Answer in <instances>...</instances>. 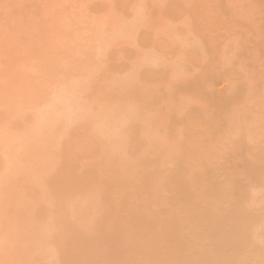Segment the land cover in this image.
Wrapping results in <instances>:
<instances>
[{
	"label": "rangeland",
	"instance_id": "rangeland-1",
	"mask_svg": "<svg viewBox=\"0 0 264 264\" xmlns=\"http://www.w3.org/2000/svg\"><path fill=\"white\" fill-rule=\"evenodd\" d=\"M94 261L264 264V0H0V264Z\"/></svg>",
	"mask_w": 264,
	"mask_h": 264
},
{
	"label": "bare ground",
	"instance_id": "bare-ground-1",
	"mask_svg": "<svg viewBox=\"0 0 264 264\" xmlns=\"http://www.w3.org/2000/svg\"><path fill=\"white\" fill-rule=\"evenodd\" d=\"M258 42H259V41H258ZM259 44H260V43H259ZM259 44H258V45H259ZM262 45H263V44H262ZM259 46H260V45H259ZM253 47H255V46H253ZM260 47H262V46H260ZM255 49H256V48H255ZM234 76H235V75H234ZM260 78H261V77H260ZM262 81H263V80H262ZM262 83H263V82H262ZM261 85H262V84H261ZM238 88H239V87H238ZM130 89H132V88H130ZM235 89H236V88H235ZM132 90H133V89H132ZM233 90H234V89H233ZM193 91H195V90H193ZM240 91H241V90H240ZM66 93H67V92H66ZM234 93H235V92H234ZM241 93H242V92H241ZM245 93H246V92H245ZM245 93H242V94H245ZM64 94H65V92H64ZM237 94H238V93H237ZM68 95H69V94H68ZM70 95H71V93H70ZM231 95H232V94H231ZM245 95H246V94H245ZM192 96H193V95H192ZM238 96H239V95H238ZM60 97H61V96H60ZM60 97H58L57 100L60 99ZM68 97H69V96H68ZM230 97H231V98H230V99H227V101H228V100H229V101H230V100L232 101V99H233L232 97H233V96H230ZM245 97H247V95H246ZM61 98H63V97H61ZM247 98H248V97H247ZM247 98H246V99H247ZM54 99H55V98H54ZM235 99H236V97H235ZM237 99H238V98H237ZM55 100H56V99H55ZM62 100H63V99H62ZM62 100H61V101H60V100L57 101L59 104H57V102H56V104H54V107L57 106V105H60V106H58V109H59V107L63 108V106H64V108H65V109L63 108L64 110H62L61 108H60L59 110H57V111H60L61 114H63V112H67V111H66V110H67V106H66V105L68 104V103H67V100H66V101H65V102H66V103H65L66 105H62V106H61V104H64V100H63V101H62ZM224 100L226 101V98H225ZM224 100H223V101H224ZM240 100H241V99H240ZM250 100H251V99H250ZM237 101H238V100H237ZM51 102H52V101H51ZM54 102H55V101H54ZM54 102H53V103H54ZM61 102H62V103H61ZM194 102H195V101H194ZM220 102H221V101H220ZM232 102H233V101H232ZM53 103H52V105H53ZM225 103H226V102H225ZM225 103H224V104H225ZM229 103H230V102H228V104H229ZM236 103H238V102H236ZM187 104H188V103H187ZM187 104H186V106H187ZM190 104H192V103H190ZM190 104H189V105H190ZM222 104H223V102H222ZM233 104H235V103L233 102ZM233 104H232V105H233ZM242 104H243V103H242ZM183 105H184V104H183ZM230 105H231V104H230ZM238 105H240V104H238ZM245 105H246V104H245ZM191 106H192V105H191ZM195 106H196V104H195ZM216 106H217V105H216ZM221 106H222V105H221ZM225 106H226V105H225ZM247 106H248V105H247ZM50 107H53V106H51V104H50L49 108H50ZM54 107H53V108H54ZM188 107H189V106H188ZM188 107H187V108H188ZM193 107H194V106H193ZM198 107H199V106H198ZM229 107H230V106H229ZM240 107H241V106H240ZM240 107H239V108H240ZM55 108L57 109V107H55ZM132 108H133V107H132ZM134 108H135V107H134ZM223 108H224V107H223ZM227 108H228V107H227ZM237 108H238V107H237ZM239 108H238V109H239ZM51 109H52V108H51ZM217 109H218V108H217ZM221 109H222V108H221ZM238 109H237V110H238ZM241 109H242V108H241ZM249 109H250V108H249ZM48 110H49V109H48ZM52 110H53V109H52ZM52 110H50V111H52ZM184 110H185V109H184ZM222 110H223V109H222ZM224 110H225V109H224ZM239 110H240V109H239ZM50 111H49V112H50ZM180 111H181V110H180ZM244 111H245V110H244ZM246 111H247V109H246ZM49 112H48V114H47L48 117H49V114H50ZM181 112H182V111H181ZM214 112H215V110H214ZM236 112H237V111H236ZM260 112H261V111H260ZM53 113L59 114L58 112H56V110H54ZM53 113L51 112L52 115H53ZM193 113H194V112H193ZM221 113H222V112H221ZM226 113H227V111H226ZM242 113H243V109H242ZM39 114H40V113H39ZM39 114H38V115H39ZM177 114H179V113H177ZM180 114H181V113H180ZM189 114H190V113H189ZM224 114H225V113H224ZM227 114H228V113H227ZM233 114H234V113H233ZM244 114H245V113H244ZM247 114H248V113H247ZM36 115H37V114H36ZM36 115H35V116H36ZM38 115L36 116V119H37ZM52 115H50V116H52ZM88 115H89V114H88ZM217 115H218V114H217ZM221 115H222V114H221ZM242 115H243V114H242ZM40 116H41V115H40ZM40 116H39V117H40ZM53 116H54V115H53ZM74 116H75V115H74ZM158 116H159V115H158ZM166 116H167V115H166ZM236 116H237V115H236ZM236 116H235V117H236ZM238 116H240V115H238ZM261 116H262V115H261ZM85 117H86V116H85ZM91 117H92V114H91ZM101 117L103 118V116H101ZM101 117H100V118H101ZM184 117L186 118L187 116H184ZM189 117H191V116H189ZM189 117H188V118H189ZM227 117H228V116H227ZM230 117H231V116H230ZM233 117H234V115H233ZM244 117H246V116L244 115ZM247 117H248V115H247ZM247 117H246V118H247ZM50 118H51V117H50ZM87 118H88V117H87ZM104 118H105V117H104ZM222 118H223V117H222ZM242 118H243V117H242ZM39 119H40V118H39ZM74 119H75V118H74ZM169 119H171V118H169ZM223 119H224V118H223ZM227 119H229V118H227ZM231 119H232V117H231ZM101 120H102V119H101ZM101 120H100V121H101ZM229 120H230V119H229ZM229 120H228V121H229ZM245 120H246V119H245ZM41 121H43V119H40V120H39V123H40ZM52 121H53V120H52ZM52 121H51V123H52ZM102 121H103V124H104V120H102ZM155 121H156V120H155ZM188 121H189V120H188ZM247 121H248V120H247ZM159 122H160V121H159ZM186 122H187V121H186ZM230 122H231V120H230ZM106 123H107V122H106ZM106 123H105V124H106ZM144 123H146V122H144ZM190 123H191V122H190ZM228 123H229V122H228ZM231 123H232V122H231ZM239 123H240V122H239ZM239 123H238V124H239ZM242 123L244 124V122H242ZM100 124H102V123H100ZM148 124H149V123H148ZM158 124H161V123H158ZM223 124H224V123H223ZM236 124H237V123H236ZM236 124H235V127H236ZM243 124H242V125H243ZM143 125H144V124H143ZM155 125H156V124H155ZM125 126H126V125H125ZM125 126H123V127H125ZM145 126H147V125H145ZM151 126H152V125H151ZM224 126H225V125H224ZM228 126H229V125H228ZM239 126H240V125H239ZM245 126H246V125H245ZM231 127H232V126H231ZM237 127H238V126H237ZM142 128H143V127H142ZM144 128H145V127H144ZM147 128H149V129L147 130V131H149V130H150L149 125L147 126ZM157 128H158V127H157ZM224 128H225V127H224ZM240 128H241V127H240ZM243 128H244V127H243ZM123 129H124V128H123ZM132 129H133V128H132ZM134 129H135V128H134ZM134 129H133V130H134ZM136 129H137V127H136ZM136 129H135V130H136ZM151 129H152V128H151ZM245 129H246V128H245ZM248 129H249V128H248ZM154 130H155V129H154ZM154 130H153V131H154ZM233 130H234V128H233ZM136 131H137V130H136ZM153 131H152V132H153ZM249 131H250V129H249ZM127 132H128V131H127ZM144 132H145V131H144ZM149 133H150V131H149ZM149 133H148V135H149ZM225 133H226V132H225ZM250 133H251V132H250ZM250 133H249V134H250ZM143 134H144V133H143ZM151 134H152V133H150V135H151ZM154 134H156V132H155ZM209 134H210V133H209ZM211 134H212V133H211ZM226 134H227V133H226ZM244 134H245V133H244ZM249 134H247V135H249ZM125 135H126V134H125ZM152 135H153V134H152ZM252 135H253V134H251V136H252ZM142 136H144V135H142ZM239 136H240V135H239ZM244 136H246V135H244ZM123 137H124V136H123ZM151 137H152V136H151ZM151 137H150V138H151ZM153 137H155V136H153ZM193 138H194V137H193ZM195 138H196V137H195ZM196 139H197V138H196ZM120 140H121V139H120ZM151 140H152V139H151ZM159 140H160V139H159ZM172 140H173V139H172ZM172 140H171V141H172ZM175 140H176V139H174L173 141H175ZM177 140H178V139H177ZM191 140H192V139H189V141H191ZM117 141H118V140H117ZM156 141H157V139H156ZM252 141H253V140H252ZM161 142H163V141H161ZM239 142H240V141H239ZM122 143H124V142H122ZM139 143H140V141H139ZM155 143H156V142H155ZM155 143H154V144H155ZM159 143H160V142H159ZM164 143H165V142H164ZM172 143H175V142H172ZM247 143H248V142H247ZM251 143H252V142H251ZM124 144H125V143H124ZM141 144H142V142H141ZM145 144H146V143H145ZM148 144H149V143H148ZM150 144H151V143H150ZM156 144H158V143H156ZM177 144H178V142H177ZM127 145L129 146L130 143L127 144ZM146 145H147V144H146ZM146 145H145V146H146ZM152 145H153V143H152ZM164 145H165V144H164ZM178 145H180V144H178ZM236 145H237V144H236ZM239 145H240V144H239ZM245 145H246V144H245ZM245 145H243V147H244ZM128 146H127V147H128ZM143 146H144V145H143ZM143 146H142V148H143ZM145 146H144V147H145ZM159 146H161V145H157V147H155V146L153 145V148H156V149L158 150V149L161 148V147L158 148ZM166 146H167V145H166ZM166 146H165V147H166ZM168 146H169V147H172L171 145H169V142H168ZM174 146H175V145H174ZM237 146H238V145H237ZM125 147H126V146H125ZM246 147H248V146H246ZM139 148H140V147H139ZM151 148H152V147H151ZM166 148H167V147H166ZM166 148H165V149H166ZM165 149H164V150H160V151H161V154H162V151H164V155H165ZM168 149H169V148H168ZM171 149H172V148H171ZM226 149H227V148H226ZM226 149H225V150H226ZM237 149H238V148H237ZM241 149H242V148H241ZM148 150H149V149H148ZM157 150H155V151L152 150V151L156 152ZM166 150H167V149H166ZM172 150H173V149H172ZM176 150H177V147H176ZM206 150H207V149H206ZM135 151H136V150H135ZM142 151H143V150H142ZM144 151H145V150H144ZM149 151H150V150H149ZM152 151H150V153H152ZM158 151H159V150H158ZM167 151H168V150H167ZM167 151H166V152H167ZM173 151H174V150H173ZM209 151H210V150H209ZM146 152H147V151H145V153H146ZM168 152L170 153V151H168ZM210 152H211V151H210ZM143 153H144V152H143ZM145 153H144V154H145ZM157 153H158V152H157ZM174 153H175V151H174ZM242 153H243V151H242ZM245 153H246V151H245ZM140 154H141V153H140ZM152 154L154 155V153H152ZM158 154H159V153H158ZM167 154H168V153H167ZM171 154H172V153H171ZM177 154H178V153H177ZM203 154H204V153H203ZM206 154H208V153H206ZM136 155H138V153H136ZM149 155H150V154H149ZM172 155H173V154H172ZM242 155H243V154H242ZM139 156H140V155H139ZM146 156H147V155H146ZM162 156H163V155H162ZM176 156H177V155H176ZM178 156H179V155H178ZM203 156H204V155H203ZM210 156H211V155H210ZM239 156H240V155H239ZM244 156H246V155H244ZM141 157H143V156H141ZM151 157H152V156H151ZM198 157H199V155H198ZM201 157H202V156H201ZM214 157H215V156H214ZM144 158H145V156H144ZM155 158H156V160H157V157H155ZM161 158H162V157H160L159 160H161ZM176 158H177V157H176ZM180 158H181V156H180ZM206 158H207V157H205V159H206ZM199 159H201V158H199ZM171 160H172V159H171ZM124 161H126V159H125V160H122V162H124ZM127 161H128V160H127ZM157 161H158V160H157ZM172 161H173V160H172ZM122 162H121V163H122ZM155 162H156V161H155ZM158 162H159V161H158ZM125 164H128V163H125ZM122 165L125 166L124 163H123ZM122 165H121V166H122ZM121 166H120V167H121ZM126 166H127V165H126ZM135 171H136V169H135ZM138 172H139V171H138ZM62 173H63V172H62ZM62 173H61V175H63ZM136 173H137V171L134 172V175H136ZM137 175H139V174H137ZM178 177H179V176H178ZM182 177H183V178H181V179H184V178H185L184 176H182ZM191 177H192V176H191ZM191 177H190V178H191ZM193 177H194V176H193ZM186 178H187V177H186ZM60 179H61V178H59V180H60ZM63 179H64V178H63ZM68 179H69V178H68ZM173 179H174V178H173ZM181 179H180V180H181ZM193 179H194V178H193ZM174 180H175V179H174ZM174 180H173V181L170 180V181L174 182ZM184 180H186V179H184ZM189 180H190V179H189ZM191 180H192V179H191ZM204 180H205V179H204ZM194 181H195V179H194ZM199 181H200V180H199ZM202 181H203V180H202ZM181 182H184V181L182 180ZM185 182H186V181H185ZM190 182H191V181H190ZM192 182H193V181H192ZM195 182H196V181H195ZM177 183H179V181H178ZM177 183H175L176 185H175V184H172V185H175L174 187H173V186H172V187L175 188V187L178 185ZM65 184H66V183H65ZM132 184H135V183L132 182ZM170 184H171V182L169 183V181H168L167 185L169 186ZM181 184H182V183H180L179 186H180ZM183 184H184V183H183ZM183 184H182L181 186L184 187L183 189H185V187H186V186H185L186 183H185L184 186H183ZM194 184H195V183H194ZM196 184L198 185V183H196ZM201 184H203V183L201 182ZM206 184H207V183H206ZM58 185H60V184H58ZM133 186L135 187V185H133ZM131 187H132V186H131ZM199 187H200V186H199ZM201 187H202V186H201ZM61 188H62V187H61ZM177 188L180 189V187H177ZM177 188H176V189H177ZM65 189H66V188H65ZM200 189H201V188H200ZM227 189H228V188H227ZM230 189H231V188H230ZM181 190H182V189H181ZM232 190H233V189H232ZM232 190H229V189H228V191H230V192H231ZM60 192H61V191H60ZM67 192H68V191H67ZM64 193H65V191H64ZM71 193H73V192L71 191ZM177 193H178V192H177ZM181 193H183V192L180 191V194H181ZM227 193H228V192H227ZM227 193H226V194H227ZM178 194H179V193H178ZM180 194H179V196H180ZM183 194H184V193H183ZM226 194H225V195H226ZM70 195H71V194H70ZM190 196H191V195H190ZM227 196H229V195H227ZM180 197H182V196H180ZM185 197H186V195H185ZM192 197H194V196H192ZM232 197H233V195H232ZM188 198H190V197H188ZM209 198H210V196H209ZM228 198H229V197H228ZM234 198H235V197H234ZM181 199H185V198H181ZM194 199H196V198L194 197ZM225 199H226V198H225L224 195H223V198H221L220 200H223V201H224ZM185 200H187V198H186ZM196 200H197V199H196ZM229 200H230V199H229ZM188 201H189V199H188ZM192 201H194V200L191 199V202H192ZM223 201H221L222 204L224 203ZM200 202H201V201H200ZM231 202H232V199H231ZM228 203H229V202H228ZM189 204H190V203H189ZM191 204H192V203H191ZM191 204H190V205H191ZM198 204H200V203L198 202ZM251 204H252V203H251ZM196 205H197V204H196ZM249 205H250V204H249ZM193 206H195L194 203H193ZM250 206H252V205H250ZM250 206H249V207H250ZM52 207H53V206H52ZM74 207H75V206H74ZM198 207H203V206H198ZM198 207H196V206L193 207V208H195L194 211L196 210L197 214H198V211H197L196 208H198ZM204 207L207 208L206 206H204ZM204 207H203V209L201 208L202 210L199 208V213H200V214H201L202 212H204V210H207V209H205ZM212 207L214 208V205H213ZM253 207H254V206H253ZM130 208H131V207H130ZM130 208H129V210H130ZM134 208H135V207H132L131 210H136V208H135V209H134ZM191 208H192V207H190V209H191ZM193 208H192V210H189V211H192V214H191V212H190V214H187L188 216L191 215V216H189V218H190V217H191V218L188 219V216L186 217V219L189 220V222H190L191 219L193 218L192 215H194V213H195V212L193 211ZM251 208H252V207H251ZM251 208H250V209H251ZM188 209H189V208H188ZM208 209H209V208H208ZM215 209H216V207H215ZM219 209H220V208H219ZM247 209H248V208H247ZM250 209H248L249 211L246 210V209H245V210L248 211V212H250V211H251ZM74 210H76V209H74ZM91 210H92V209H90V211H91ZM96 210H97V209H96ZM200 210H201L202 212H201ZM216 210H217V209H216ZM221 210H222V208H221ZM223 210H224V209H223ZM252 210H253V209H252ZM255 210H256V209H255ZM93 211H94V210H93ZM187 211H188V210H187ZM187 211H186V213H187ZM189 211H188V212H189ZM208 211H209V210H208ZM72 212H73V211H72ZM78 212H79V211H78ZM243 212H244V211H243ZM74 213H75V212H74ZM219 213H220V212H219ZM222 213H223V211H221L220 214H222ZM225 213H228V212L226 211ZM225 213L222 214L221 217H223V215H225ZM253 213H254V212H253ZM68 214H69V213H68ZM72 214H73V213H72ZM249 214H250V213H249ZM251 214H252V213H251ZM251 214H250V215H251ZM77 215H78V214H77ZM77 215H75V216H77ZM153 215H154V214H153ZM155 215L158 216L157 214H155ZM159 215H161V214H159ZM243 215H245V214H243ZM67 216H68V215H67ZM67 216H66V217H67ZM80 216H81V215H78V217H80ZM156 216H155V218H154V216H151V218L149 219V220H151V221H148V222H147L148 224H147V223H146V224H147V225H153L154 228L156 227V226H155L156 224H157V225H162L163 222L160 223V222H161V219H162V216H160L161 218L158 217V219H160V220H159L160 222L157 221L158 219L156 218ZM198 216H199V215H198ZM225 216H227V215H225ZM225 216H224V217H225ZM239 216H240V215H239ZM70 217H71V216H70ZM73 217H74V215H73ZM152 217H153V218H152ZM195 217H196V216L194 215L193 221H191V222H193V223L190 222V225H191V224H192V225L194 224L193 227H195L196 222H197V221L195 222V220H194ZM215 217H216V216H215ZM217 217H218V216H217ZM219 217H220V216H219ZM230 217H231V216L229 215V218H228V217H225V218H223V219L220 218L218 221L216 220V218H214V219L216 220V222L214 221V219H212V222L214 221L215 225L211 223V225H214V226L212 227L213 230H212V229H211V230H212V231H218V232L221 231V230L223 231V229H224V230H226V229H230V230L238 231V230L241 228V227H240L241 225H249V222L247 223V220H243V219H241L240 217H239L240 219H238V217H237L238 220H237V219H233L232 217H231V219H230ZM71 218H72V217H71ZM74 218H75V217H74ZM135 218H136V217H135ZM138 218H139V217H138ZM197 218L199 219V217H197ZM69 219H70V218H69ZM72 219H73V218H72ZM139 219H140V218H139ZM217 219H218V218H217ZM244 219H245V218H244ZM66 220H67V219H66ZM134 220H135V219H134ZM147 220H148V219H147ZM196 220H197V219H196ZM70 221H71V220H70ZM72 221H74V220H72ZM72 221H71V223H72ZM79 221H81V220H79ZM135 221H136V220H135ZM135 221H134V222H135ZM199 221H200V219H199ZM77 222H78V221H77ZM120 222H123V221H120ZM120 222H119V223H120ZM156 222H157V223H156ZM189 222H187V223H189ZM194 222H195V223H194ZM65 223H66V222H65ZM75 223H76V221H74V223H73L72 225H74ZM78 223H79V222H78ZM159 223H160V224H159ZM66 224H67V223H66ZM76 224H77V223H76ZM80 224H81V222L79 223V225H80ZM98 224H99V223H98ZM98 224L96 223V225H98ZM121 224H122V223H121ZM125 224H126V223H125ZM125 224H124V225H125ZM140 224H141V223H140ZM200 224H203V223H200ZM68 225H70V223H69ZM119 225H120V224H119ZM250 225H251V224H250ZM197 226H200V227H201V225H199L198 223H197ZM200 227H198V228H200ZM97 228L99 229V226H98ZM195 228H196V227H195ZM203 228L206 229V227H203ZM203 228H202V229H203ZM245 228H246V227H245ZM196 229H197V228H196ZM205 229H204V230H205ZM247 229H248V228H247ZM206 230H207V231H208V230L210 231V232H209V235L212 234V233H211L212 231H211L209 228H207ZM207 231H206V234L208 235ZM242 231H244V229H243ZM95 232L97 233V229H95ZM98 232H99V230H98ZM100 232H101V229H100ZM100 232H99V233H100ZM239 232H240V231H239ZM99 233H98V234H99ZM166 235H168V234H166ZM170 235H171V234H170ZM189 236H190V238H191V235H189ZM98 237H99V236H98ZM166 237L168 238V239H166V240H169V239H170V241H171V236H170V237L166 236ZM166 237L164 236V238H166ZM188 238H189V237H188ZM238 238H240V237H238ZM99 239H101V238H99ZM172 239L174 240V238H172ZM175 239H176V238H175ZM95 240H96V239H95ZM176 240H177V239H176ZM103 241H104V240H103ZM178 241H179V240H178ZM79 242H81V241H78V244H79ZM167 243H170V242H167ZM81 244H84V243H81ZM81 244H80V246H81ZM169 245H170V246H169ZM169 245H168L169 247H168V246H167V247L170 249V251H169V255H170L172 258H176L177 256L179 257V255H180V256H183L182 259H186V258H184V257H185L184 254L186 255L187 252H186V253H185V252L183 253L184 249L182 250V248H181L183 245H182L180 242H178V243H177V242H176V243L171 242V244H169ZM180 245H181V246H180ZM84 247H85V246H84ZM148 247H150V246H148ZM94 249H95V248H94ZM145 249H146V246H145ZM148 249H149V248H148ZM148 249H146V251H148ZM150 249H151L153 252H154V250H155V249H153V248H150ZM229 249H230V248H229ZM229 249H227V250H229ZM84 250H85V249H84ZM108 250H109V249H108ZM82 251H83V250H82ZM82 251H81V252H82ZM98 251H99V250H98ZM149 251H150V250H149ZM152 251H150V253L146 252V253H148V256H151V255H149V254H151ZM83 252H84V251H83ZM155 252H157V254H158L159 249H156ZM155 252H154V253H155ZM87 254L89 255V253H87ZM157 254H156V255H157ZM84 255H85V254H84ZM142 255H143V254H142ZM145 255L147 256V254L144 253V255L141 256V257H145ZM152 255H153V254H152ZM156 255H155V256L153 255V256L156 257ZM92 256H93V255H92ZM186 256H187V255H186ZM88 257H89V256H88ZM141 257H140V258H141ZM151 257H152V256H151ZM154 257H153V258H154ZM98 258H99V257H98ZM99 259H100V258H99ZM104 259H106V258H104ZM141 259H142V258H141ZM100 260H101V259H100ZM100 260H97V263H98ZM102 260H103V259H102ZM105 261H107V259H106ZM94 262H95V261H94ZM103 262H104V261H103ZM95 264H96V262H95ZM105 264H106V263H105ZM182 264H188V262L186 261V262H184V263H182Z\"/></svg>",
	"mask_w": 264,
	"mask_h": 264
}]
</instances>
